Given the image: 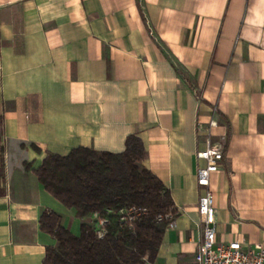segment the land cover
<instances>
[{"label": "crops", "instance_id": "crops-1", "mask_svg": "<svg viewBox=\"0 0 264 264\" xmlns=\"http://www.w3.org/2000/svg\"><path fill=\"white\" fill-rule=\"evenodd\" d=\"M0 114V264H43L44 210L75 235L88 220L38 181L45 154L121 152L129 134L177 211L143 264L192 260L208 138L224 142L216 239L264 244V0H0Z\"/></svg>", "mask_w": 264, "mask_h": 264}, {"label": "trees", "instance_id": "trees-1", "mask_svg": "<svg viewBox=\"0 0 264 264\" xmlns=\"http://www.w3.org/2000/svg\"><path fill=\"white\" fill-rule=\"evenodd\" d=\"M3 116L0 114V135ZM121 152L96 151L78 147L65 155L47 152L40 166L32 169L40 184L57 201L75 209L80 217L94 212L108 216L107 233L95 236L91 223L83 221L78 235L61 225L60 215L44 210L40 229L51 235L56 244L46 246L43 264H143L153 261L164 235L167 219L158 215L177 211L169 190L142 161V140L129 134ZM34 148H36L33 145ZM0 145V175L2 174ZM136 206L145 212L132 226H120L117 211Z\"/></svg>", "mask_w": 264, "mask_h": 264}, {"label": "built area", "instance_id": "built-area-1", "mask_svg": "<svg viewBox=\"0 0 264 264\" xmlns=\"http://www.w3.org/2000/svg\"><path fill=\"white\" fill-rule=\"evenodd\" d=\"M215 121H210L209 126H214ZM224 142H211L208 138L206 147L196 153L198 159L204 160V166L196 169V183L203 189L199 196L196 209L198 213V228L200 236L196 250L189 264H264V244L244 246L237 239L227 242L216 239L215 227V196L211 188V175L220 169L223 158ZM145 212L144 208L130 206L117 211L120 226H132L133 222ZM167 219L168 228L175 227L172 214L158 215L157 221ZM89 223L97 238H102L107 233L110 223L108 216H101L94 212L88 216Z\"/></svg>", "mask_w": 264, "mask_h": 264}, {"label": "rangeland", "instance_id": "rangeland-1", "mask_svg": "<svg viewBox=\"0 0 264 264\" xmlns=\"http://www.w3.org/2000/svg\"><path fill=\"white\" fill-rule=\"evenodd\" d=\"M0 170H1V167H0Z\"/></svg>", "mask_w": 264, "mask_h": 264}]
</instances>
